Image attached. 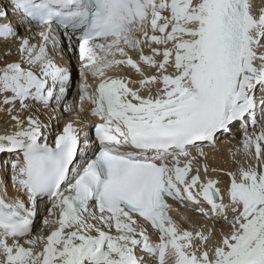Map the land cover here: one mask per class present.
Returning <instances> with one entry per match:
<instances>
[{"label": "snow or ice", "instance_id": "1", "mask_svg": "<svg viewBox=\"0 0 264 264\" xmlns=\"http://www.w3.org/2000/svg\"><path fill=\"white\" fill-rule=\"evenodd\" d=\"M0 264H264V0H0Z\"/></svg>", "mask_w": 264, "mask_h": 264}, {"label": "bare ground", "instance_id": "2", "mask_svg": "<svg viewBox=\"0 0 264 264\" xmlns=\"http://www.w3.org/2000/svg\"><path fill=\"white\" fill-rule=\"evenodd\" d=\"M43 118L44 117H42V119ZM239 140H240V137L236 135H235V139L230 138L231 142L227 146L223 145L221 147L220 152H217L212 156V160L210 161L211 165L215 168H219L224 171L234 170L237 165L234 163L233 152L236 150V148L240 147ZM2 158H7V157L5 156ZM236 158L240 159L241 157L240 155H238ZM198 217L199 216H197V218ZM225 228L226 226H224V229Z\"/></svg>", "mask_w": 264, "mask_h": 264}]
</instances>
